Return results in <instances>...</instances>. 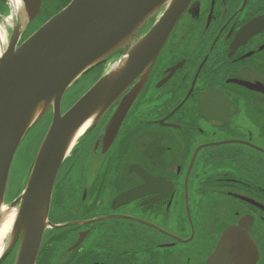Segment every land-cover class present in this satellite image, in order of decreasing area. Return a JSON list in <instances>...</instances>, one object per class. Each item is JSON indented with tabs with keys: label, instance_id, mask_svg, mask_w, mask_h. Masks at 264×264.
<instances>
[{
	"label": "flooded vegetation",
	"instance_id": "af4514ba",
	"mask_svg": "<svg viewBox=\"0 0 264 264\" xmlns=\"http://www.w3.org/2000/svg\"><path fill=\"white\" fill-rule=\"evenodd\" d=\"M48 1L30 19L0 0V57L55 15ZM115 57L82 78L92 87ZM47 223L35 264H210L225 238L252 249L228 264H264V0H192L154 64L70 151ZM21 242L8 236L0 264H17Z\"/></svg>",
	"mask_w": 264,
	"mask_h": 264
},
{
	"label": "water",
	"instance_id": "95a60500",
	"mask_svg": "<svg viewBox=\"0 0 264 264\" xmlns=\"http://www.w3.org/2000/svg\"><path fill=\"white\" fill-rule=\"evenodd\" d=\"M191 2L72 0L18 49L11 43L0 57V213L18 147L27 131L53 111L52 123L24 193L10 205V209L16 210L10 230L12 243L19 235L22 238L17 264H35L48 226L56 177L78 131L88 121L104 115L136 78L154 64ZM23 7L33 19L40 12L41 0H23ZM161 12L158 21L130 47L141 28ZM128 47L123 64L103 76L63 113L61 105L66 91L88 70ZM143 84L144 79L123 97L108 127L105 143H111L116 136ZM126 197L127 194L120 199ZM235 231L231 228L227 236L235 235ZM231 243L232 239H223L209 263L251 260L249 244L240 242L243 249L230 250Z\"/></svg>",
	"mask_w": 264,
	"mask_h": 264
},
{
	"label": "rangeland",
	"instance_id": "374dc122",
	"mask_svg": "<svg viewBox=\"0 0 264 264\" xmlns=\"http://www.w3.org/2000/svg\"><path fill=\"white\" fill-rule=\"evenodd\" d=\"M17 6L14 5L15 11L17 10ZM158 15H156L157 17ZM144 27V26H143ZM123 52V53H122ZM118 54L117 60H113L110 62L109 68H117L122 65L125 60L124 50ZM96 72L95 70L92 71ZM91 72V73H92ZM93 81H91V77L89 75L83 77L77 83L75 82L65 93L61 109L62 112H67L90 88ZM90 87V88H89ZM51 115L48 114L35 123L26 133L23 138L20 146L17 149L15 154L11 170L9 181L7 185L5 201L7 204H12L17 197H19L24 190L28 177L30 175L31 169L33 167V163L37 156V153L40 149V146L45 138V135L49 129ZM10 205H5L6 208L9 209ZM9 236V235H8ZM7 236V238H8ZM7 238L2 242V247L4 248V244H6Z\"/></svg>",
	"mask_w": 264,
	"mask_h": 264
},
{
	"label": "bare ground",
	"instance_id": "6f19581e",
	"mask_svg": "<svg viewBox=\"0 0 264 264\" xmlns=\"http://www.w3.org/2000/svg\"><path fill=\"white\" fill-rule=\"evenodd\" d=\"M10 3L12 6L16 5L17 6L16 8L21 9V7L23 5V0H21V2H20V0H10ZM134 44H135V42L133 41L131 43V46H133ZM128 50H129V47L127 49L125 48L126 52H128ZM90 124H91V121H88L86 124H84L81 127V129L78 131V133L76 135V140L81 138L85 134V132L89 128ZM33 165H34V163H33ZM0 214H1L0 215V237H2V241H0V257H1L2 255H4V252H5V250L2 247V242L7 238V236L10 233V230L14 224V221L16 218V210L10 209V208L8 209V208H6V206H3ZM223 258H225V256ZM219 264H228V259H223Z\"/></svg>",
	"mask_w": 264,
	"mask_h": 264
},
{
	"label": "trees",
	"instance_id": "16d2710c",
	"mask_svg": "<svg viewBox=\"0 0 264 264\" xmlns=\"http://www.w3.org/2000/svg\"><path fill=\"white\" fill-rule=\"evenodd\" d=\"M70 2L71 0H50L48 1V4L50 5V3H52V8L49 9L46 14H56L64 7H66Z\"/></svg>",
	"mask_w": 264,
	"mask_h": 264
},
{
	"label": "snow or ice",
	"instance_id": "6c2138e0",
	"mask_svg": "<svg viewBox=\"0 0 264 264\" xmlns=\"http://www.w3.org/2000/svg\"><path fill=\"white\" fill-rule=\"evenodd\" d=\"M20 2H21V0H20ZM0 241H2V237H0Z\"/></svg>",
	"mask_w": 264,
	"mask_h": 264
}]
</instances>
